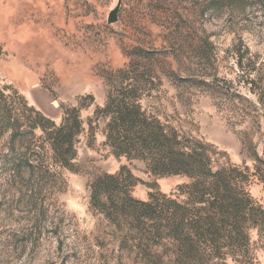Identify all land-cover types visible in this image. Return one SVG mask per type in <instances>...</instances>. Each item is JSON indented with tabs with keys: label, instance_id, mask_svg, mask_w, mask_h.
I'll list each match as a JSON object with an SVG mask.
<instances>
[{
	"label": "rangeland",
	"instance_id": "rangeland-1",
	"mask_svg": "<svg viewBox=\"0 0 264 264\" xmlns=\"http://www.w3.org/2000/svg\"><path fill=\"white\" fill-rule=\"evenodd\" d=\"M0 46V94L13 107L10 118L0 109V264H132L89 184L123 166L139 200L189 183L106 144L93 114L119 70L149 72L148 111L238 168L264 212V0H0ZM21 97L56 124L84 105L75 170L51 161L39 130L14 129ZM248 235L249 264H264V231Z\"/></svg>",
	"mask_w": 264,
	"mask_h": 264
},
{
	"label": "trees",
	"instance_id": "trees-1",
	"mask_svg": "<svg viewBox=\"0 0 264 264\" xmlns=\"http://www.w3.org/2000/svg\"><path fill=\"white\" fill-rule=\"evenodd\" d=\"M150 77L135 69L109 74L111 90L93 116L106 121L105 142L115 157L142 161L151 174L184 176L189 183L169 194L150 192L139 200L132 196L136 179L123 166L89 184L90 206L112 228L118 249L132 264H249L248 230L264 231V212L245 190L246 177L231 165L218 166L208 151L211 145L185 137L148 111L141 88ZM2 97L0 109L10 118L13 107H6ZM18 99L21 116L13 120L14 129L24 121L39 130L51 161L75 170L84 105L63 109L56 124Z\"/></svg>",
	"mask_w": 264,
	"mask_h": 264
}]
</instances>
